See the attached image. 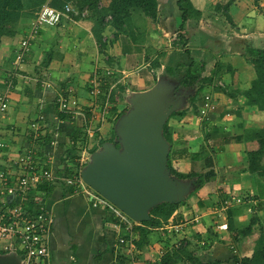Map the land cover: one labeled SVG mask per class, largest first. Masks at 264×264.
Here are the masks:
<instances>
[{"label":"crops","instance_id":"obj_1","mask_svg":"<svg viewBox=\"0 0 264 264\" xmlns=\"http://www.w3.org/2000/svg\"><path fill=\"white\" fill-rule=\"evenodd\" d=\"M192 3L202 14L183 22L178 0H159L157 18H141L148 31L140 34L137 18L141 15L132 14L122 28L107 25L106 31L114 30L115 37L109 40L110 44L104 42L102 46H109L112 52L106 63L114 62L115 69L131 75L135 85V76L141 77L135 75L133 65L153 53L162 55V67L178 68L170 75L179 82L188 75L189 68L198 76L192 85H181L178 91L175 88L177 107L174 112L184 113L171 116L172 112L168 118L174 140L170 143V150L186 149L184 157L174 160V167L183 173H197L194 177L182 179L192 180L195 189L186 195L185 204L182 208L179 206L168 221L169 225H164L181 227V235L187 238L186 252L168 264H236L234 255H252L264 232V195L259 196L264 192V178L249 170V154L260 147L255 132L264 127V110L253 106L245 94L256 78L255 67L248 60L246 51L248 47L264 48V0L259 4L254 0H192ZM31 20L26 17L20 22L25 27ZM91 25L93 28L92 22ZM24 33L18 37L7 36L0 44V94L6 90V77L17 69L16 53ZM178 33L187 39L186 44L183 41L179 44L183 48L172 46V36ZM105 52H109L107 48ZM34 53L33 44L13 80L8 79L9 83L13 81V90L10 91L9 112L0 119V133L11 144L15 156L31 143L30 123L42 113L47 130L39 144L51 139L42 149L43 167L52 168L65 177L70 174L72 164L70 160L64 161L73 145L72 137L78 128L89 124V79L85 86L82 80L86 73L77 70L74 75H67L69 94L76 93L80 106L78 113L70 119L61 120L54 104L63 92L53 81L57 76L60 78V69L55 65L53 70L46 67L41 71L46 75L39 76V72L33 71ZM151 63L147 62V66ZM217 63L222 66L214 74ZM143 75L146 86H132L136 93L148 91L160 83L153 76L150 80L148 74ZM208 93L213 95L217 108L202 116L200 107ZM107 117L99 119V130H109L111 125L115 127ZM77 169L74 168V173ZM200 175H204L205 182L199 187ZM64 183L63 180L45 182L51 192L42 190L36 195L54 214L48 264H116L118 234L113 227L116 216L103 206H94L82 193L68 190ZM230 195H245V199L240 204L235 203L229 211L224 210L221 202ZM253 217L256 218L253 231L241 236L240 229L246 227ZM219 223H228V229H220ZM140 225L151 228L150 240L141 247L140 256L144 261L149 257L150 248L157 251L179 238L177 233L168 232L164 226ZM160 230L164 231L160 232L157 242L154 238ZM136 234L140 236V231L136 230ZM0 252L6 253L2 249ZM162 261L163 258L157 262L162 264Z\"/></svg>","mask_w":264,"mask_h":264},{"label":"built area","instance_id":"obj_2","mask_svg":"<svg viewBox=\"0 0 264 264\" xmlns=\"http://www.w3.org/2000/svg\"><path fill=\"white\" fill-rule=\"evenodd\" d=\"M74 5L69 2L63 9L53 7L49 4L44 5L37 13V17L32 21L28 34L23 37L20 47L16 53V66L25 61L26 55L29 54L32 43L36 40L38 33L44 27L58 26L65 18L71 19V13L75 12ZM89 12L85 8L82 12L86 15ZM14 69L10 74L13 80ZM10 81V80H9ZM51 86L50 83H46ZM15 86V85H14ZM13 89V81L8 83V88L0 94V119L3 118L10 109V91ZM90 100V118L89 123L92 124L96 119L104 120L109 113V95L104 93L99 84L94 83L89 89ZM59 109L69 112L73 116L78 113L80 102L76 96L60 93L58 96ZM217 108V103L211 93L205 94L203 104L200 107L202 116H207L210 112ZM99 109V116L98 111ZM44 115L40 114L37 120L30 123L31 143L22 151L13 155L10 143L0 133V240L5 244L1 245V249L6 252H16L22 256L24 264H48L50 258V235L53 231L54 214L47 210L42 199L36 196L42 193L40 185L45 182H55L63 180L65 187L76 193H82L94 206H103L113 212L117 222L113 225L117 231V240L115 248L118 254L125 257L124 262L119 264H154L161 260L169 250L173 248L180 249L186 245L187 238L181 235V227L174 225L164 226L168 232L177 233L176 238L166 247L157 249L150 248L149 257L146 261L142 260L141 249L136 240V227L140 225L130 218L114 203L108 200L92 188L82 177V169L88 162L80 160L77 171L72 175L61 177L56 170L43 167L42 150L40 149L39 140L44 131ZM99 127L95 130L88 129L90 136H93ZM37 140V141H36ZM12 154V155H11ZM237 202H241V198H236ZM233 203V200H227L224 210ZM221 215L222 212L220 211ZM220 229H228V223H219Z\"/></svg>","mask_w":264,"mask_h":264},{"label":"water","instance_id":"obj_3","mask_svg":"<svg viewBox=\"0 0 264 264\" xmlns=\"http://www.w3.org/2000/svg\"><path fill=\"white\" fill-rule=\"evenodd\" d=\"M160 82V81H159ZM174 82V81H173ZM158 83L132 99L133 107L115 124L116 141L92 153L82 177L92 188L137 222L149 221L159 203H181L194 182L169 176L170 142L164 126L176 109L174 95L181 83ZM0 264H24L16 252L0 253Z\"/></svg>","mask_w":264,"mask_h":264},{"label":"trees","instance_id":"obj_4","mask_svg":"<svg viewBox=\"0 0 264 264\" xmlns=\"http://www.w3.org/2000/svg\"><path fill=\"white\" fill-rule=\"evenodd\" d=\"M100 1L102 0H0V44L2 43L3 38L7 36L15 37L23 31H25L24 33L25 34L24 37H25L31 28V23L23 27L22 25H20L21 19L26 18V17L35 19L37 17L38 11L46 4H49L59 9H63L67 3L71 2L74 5L75 10H77V12L76 11L72 12L71 16L77 19L82 18L83 10L85 8H88L89 10L88 13L91 14L92 20L94 19L93 32L95 36L97 37L98 41H102L103 39V32L108 25V21H106V18L108 15H111L112 17L111 22L113 26L117 28H122V26L128 21V19L132 16L134 12H142L143 14L153 19L157 18L158 12H159V0H110V3L106 6H101L99 4ZM254 1L256 4H259L260 2V0H254ZM178 8H179V12H180L183 22H185L189 18H199L202 14L200 10L194 7L192 0H178ZM181 26L183 27V24ZM43 30H44L43 28L40 30V32L38 33V36L42 34ZM180 39L183 40V42L186 44L187 39L185 38L184 35L181 34ZM186 52L190 53V50L186 49ZM246 56L248 57V60L255 67L256 78L251 83L250 88L245 91V94L249 98V102L253 106H256L260 110H264V48L248 47L246 51ZM26 57H25V60H26ZM221 66H222L221 63H217L214 74L215 73L217 74L219 72ZM166 68H167V71L169 72H174L178 70L177 67L167 66ZM187 73L188 75L182 79L181 84L192 85L193 80L197 79L198 76L192 73L191 68L188 69ZM105 84H106V89L108 90L110 81H106ZM105 94H108V93L106 92ZM197 97L198 96H196V99ZM54 106L56 107V109H58L57 112L61 120L70 119V117L72 116L71 113L61 111L59 109V104L57 100H55ZM111 108L112 109H111V112L109 111L110 113L108 117L113 122H117L124 113L118 112L117 106L116 107L114 106ZM183 113H184L183 111L174 112L171 116L182 115ZM83 129L84 128H78L76 130V133L72 137L73 145L71 148L68 149V152H67L69 157L65 156L64 158V161L70 160V162L72 163L69 169L70 171L69 175L74 174L75 167H79V162L76 159V157L78 156L77 149H79V146H77V143L81 139V135L83 134ZM255 133H256L255 137L258 139L260 143V147L257 150L252 151L249 154V158H250L249 170L252 173L259 174L260 176L264 178V161H263L264 159V127L257 130ZM164 136L170 143H174L171 127L169 125V120L164 126ZM116 138H117V133L114 127L112 134L108 138H100L99 144L101 146L106 142L117 143ZM48 140L51 141V139L49 138L39 145L41 150L45 148V143L48 142ZM99 144L94 146L91 152L96 151L99 147ZM185 152H186V149H171L169 152V156H168V169L174 176L181 178V179L191 178L197 175V173L193 171L189 173L180 172L174 167L173 165L174 160L176 158L184 157ZM204 182H205L204 175H200V178L198 181L199 187ZM46 185L48 184H45V183L41 184L40 189L48 190L51 192L52 189ZM261 195H264V192L260 193L259 196ZM237 197L241 198V202L236 201ZM244 199L245 197L242 198L241 196L230 195V196H226L222 200L221 203H222V206H226L225 202L227 200H233V203L227 206L226 208V210L229 211L235 203L240 204L244 201ZM182 204H184V202L182 203L162 202V203L157 204L150 211L151 219L149 221L142 222V225H148L153 228L163 227L165 224L168 223L170 218L174 215L176 210ZM255 223H256V218L253 217L250 223L246 227L240 229V235L247 236L248 234H250L253 231V226ZM150 229L151 228L149 227L141 226V225H139L138 229H136L140 231V239L136 240L137 245L140 248L144 247V243L148 241L147 239L145 241L143 240L145 237H148ZM261 231H262V228H261ZM186 246L187 244L180 249L173 248L172 250H169L166 253V255L163 257L162 264H168L172 262V260L175 257H177L180 253L182 254L185 253ZM116 257H117L116 264H119L120 262L122 263L125 261V257L122 256L121 254H117ZM234 261L236 264H264V232H262V235H260L259 239L257 240L255 249L252 255L239 256L238 254H235Z\"/></svg>","mask_w":264,"mask_h":264},{"label":"rangeland","instance_id":"obj_5","mask_svg":"<svg viewBox=\"0 0 264 264\" xmlns=\"http://www.w3.org/2000/svg\"><path fill=\"white\" fill-rule=\"evenodd\" d=\"M110 3V0H102L99 2L101 6H106ZM77 12V10H76ZM142 12H135L133 15H141L138 17V25L141 30L140 34L143 32H146L149 30L147 28V24L142 21L143 19H150L147 17V15H142ZM34 19L31 20V23ZM94 19L92 20L91 14L87 13L86 15L82 14V18L77 19L72 17L71 19L66 18L64 22H62L60 25L52 26V27H44L43 33L38 36L36 41L32 43L34 44V55L35 60L32 62L34 63L33 71L36 70V73L39 72V76H44L46 74H43L41 72L43 69L47 70H53V65L56 69H60V78L57 76V80L53 79V81L57 82V86L59 85L60 91H62L65 94L76 96V93L69 94L71 92L68 91L66 83L68 82V76L67 75H74L77 73V70H80L84 74L82 83L83 85L87 86L86 80L89 79V85L88 89L91 88V85L94 83L99 84L101 86L102 90L107 94L109 97V106H110V112L111 107L118 108V112L128 113L129 110L133 107L132 99H134L138 94L134 92V89H132V86H146L144 85V82L142 80L143 74H148L150 77L149 79H152V76L154 79L158 82L160 80L161 83H170L175 84L174 82H179L178 79L172 77L170 75V72L167 71L166 67H162V63L160 58H162V55L156 56L155 53L149 55L146 60L137 61L136 65H133L132 70L135 71V75L139 74L141 78L135 76L137 79V84L134 83V78H131V75L124 74L120 72L119 70L115 69L114 62L111 64L106 63L105 60L110 56L111 57V50L110 47L102 46L104 42H108L110 44L109 40L112 41L115 37V31L110 30V32L106 31V29L103 32V39L102 41H98L97 37L95 36L93 32V28L91 25V22L93 23ZM106 21H108V25H112V17L111 15H108L106 18ZM152 22V21H151ZM21 25V22H20ZM147 26V27H145ZM152 28V27H151ZM20 29V28H19ZM111 29V28H110ZM105 34V35H104ZM18 37V36H17ZM178 34H173L172 36V46L174 48H183V45H179L183 40H180L178 43L179 38ZM15 40H18L15 39ZM174 42L177 44H174ZM171 43V42H170ZM160 45V44H159ZM180 46V47H179ZM105 48L108 49L109 52H105ZM62 56V57H60ZM151 61V66H147V62ZM146 62V63H145ZM159 69H156L158 68ZM161 67V68H160ZM154 69V72L152 71ZM182 73V72H181ZM48 75V74H47ZM51 75V74H49ZM58 75V74H57ZM127 75V76H125ZM54 77L53 75H51ZM6 90L8 88V79L10 77H6ZM109 79V80H107ZM153 79V80H154ZM172 79V80H171ZM106 81H110V85L108 87V90L106 89ZM174 81V82H173ZM181 83V82H179ZM183 86V84H181ZM177 86V91L179 87ZM127 86L131 88V90H127ZM124 87V88H123ZM70 89V88H69ZM5 90V91H6ZM13 90V89H12ZM11 90V91H12ZM4 92V91H3ZM127 92V93H126ZM181 92V91H180ZM204 92V90H202ZM201 92V93H202ZM2 94V93H1ZM64 94V95H65ZM199 94V93H198ZM10 100H11V94H10ZM97 113L99 116V110L97 109ZM109 112V113H110ZM109 113L107 115H109ZM109 118V117H107ZM112 121V120H111ZM99 120L96 119L92 124H88L84 126L83 134L81 135V139L77 143V146H79V149H77L78 156L76 157L78 162L80 163L81 158L87 160L88 162L91 160L92 153L91 150L94 146L99 144L100 138H108L112 134V129L114 128L113 125H111L110 129L107 130V128H102L99 131H96L93 136H90L88 133V129L91 128L92 130H95L96 127H98ZM115 125L116 122H113ZM44 130L46 132L47 128L45 129L46 123L44 122ZM3 136V135H2ZM4 137V136H3ZM37 141V140H36ZM40 142V141H38ZM118 146H121L119 142L116 143ZM11 145V144H10ZM102 145L97 150H101ZM11 152L12 147H10ZM66 156V155H65ZM66 157H69L66 156ZM264 161V159H263ZM87 162V163H88ZM85 164V166L87 165ZM169 176H174L171 172L168 171ZM245 197V195L242 196V198ZM185 204V203H184ZM180 205V208L183 207V205ZM164 230H160L159 233L155 234L154 240L159 241L158 237L160 236V232H163ZM138 239H140V236L138 235ZM147 239L148 241L150 238L145 237L143 241ZM153 239V238H152ZM5 244L0 240V249L1 245ZM2 245V246H3ZM1 253V252H0ZM139 264H142L138 262ZM158 264V262L154 263Z\"/></svg>","mask_w":264,"mask_h":264}]
</instances>
